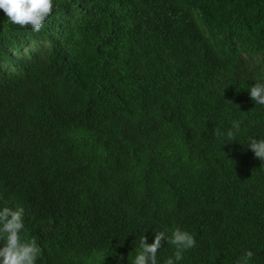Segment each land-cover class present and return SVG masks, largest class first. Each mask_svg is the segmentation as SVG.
I'll use <instances>...</instances> for the list:
<instances>
[{
	"label": "trees",
	"instance_id": "trees-1",
	"mask_svg": "<svg viewBox=\"0 0 264 264\" xmlns=\"http://www.w3.org/2000/svg\"><path fill=\"white\" fill-rule=\"evenodd\" d=\"M262 81L264 0H54L39 32L0 10V206L37 264H132L174 227L181 264H264Z\"/></svg>",
	"mask_w": 264,
	"mask_h": 264
},
{
	"label": "clouds",
	"instance_id": "clouds-1",
	"mask_svg": "<svg viewBox=\"0 0 264 264\" xmlns=\"http://www.w3.org/2000/svg\"><path fill=\"white\" fill-rule=\"evenodd\" d=\"M53 7L54 0H0V10L11 24L20 28L28 27L33 32L41 31ZM247 90L254 104L264 106V81L255 83ZM218 135L226 137L223 144L226 141L238 142L240 122L234 121L229 130ZM255 137H246L243 144L247 143L255 158L264 161V136L259 139ZM162 242L174 249L164 264H181L184 254L196 245L194 236L179 227L160 230L154 234L151 243L147 242L145 235L139 239L132 264H158L157 252L162 248ZM41 254L37 240L27 235L24 209L19 206H0V264H37ZM252 256L250 250L246 251L237 264H249Z\"/></svg>",
	"mask_w": 264,
	"mask_h": 264
}]
</instances>
